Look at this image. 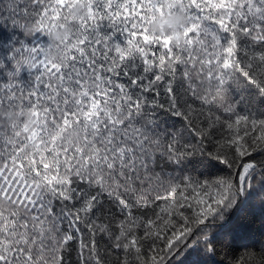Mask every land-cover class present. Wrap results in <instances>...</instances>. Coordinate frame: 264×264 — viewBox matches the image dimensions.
<instances>
[{"label":"snow or ice","instance_id":"1","mask_svg":"<svg viewBox=\"0 0 264 264\" xmlns=\"http://www.w3.org/2000/svg\"><path fill=\"white\" fill-rule=\"evenodd\" d=\"M174 3L182 48L148 27ZM0 24L49 41L0 84V264H264V0H0Z\"/></svg>","mask_w":264,"mask_h":264},{"label":"trees","instance_id":"2","mask_svg":"<svg viewBox=\"0 0 264 264\" xmlns=\"http://www.w3.org/2000/svg\"><path fill=\"white\" fill-rule=\"evenodd\" d=\"M162 17V16H161ZM156 20V19H155ZM107 32L108 29L105 28L103 30ZM161 37V36H159ZM116 43H120L122 46L125 41L123 37L114 38ZM48 38L44 37L40 34H37L33 37L26 36L20 29L13 27L11 24H0V64H4L5 68L0 69V84H6L9 82L8 80V72L14 71V60L12 57L16 55V49L20 47H39L47 44ZM170 43L172 41L170 40ZM121 80H124V77H120ZM17 83L21 84L26 88H31L34 86V76L30 74L27 70H24L21 73V76L17 79ZM148 95H151L150 93ZM161 102H165L163 93L161 96L156 98ZM157 119L160 121L163 127H167L170 130L182 129L183 121L176 116H172L166 112H160L157 114ZM35 123L37 125L38 120L35 118ZM34 127L30 125H25V131H33ZM33 135L35 132L33 131ZM67 136L69 140H79V134L71 131L69 127V131L67 132ZM194 161L189 163V167L192 166ZM203 171V169H201ZM207 176V172H205ZM261 230H264V225L261 224L260 219L258 218L256 222L252 225L251 232L253 236H259ZM237 247L239 248V242H237ZM242 250V249H240ZM240 253H237L239 255ZM225 257H219L218 259H224Z\"/></svg>","mask_w":264,"mask_h":264},{"label":"clouds","instance_id":"3","mask_svg":"<svg viewBox=\"0 0 264 264\" xmlns=\"http://www.w3.org/2000/svg\"><path fill=\"white\" fill-rule=\"evenodd\" d=\"M177 11L171 15L158 16L149 27V32L157 37H170L172 44L177 48H182L185 45V36L183 30L188 25V19L179 4H172ZM71 18L73 20H80L87 18V12L84 4L77 3L71 5ZM74 26L72 24H65L62 27L53 29L50 33V40L53 45H60L59 48L53 47L49 52V59L53 62H60L62 59L63 49L66 48L73 36ZM8 124L18 122L21 117L16 112H6L3 114ZM25 124L32 127L36 126L35 118L31 115L24 117Z\"/></svg>","mask_w":264,"mask_h":264}]
</instances>
